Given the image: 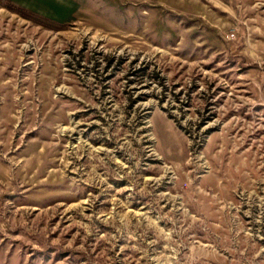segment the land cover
Returning <instances> with one entry per match:
<instances>
[{
  "label": "rangeland",
  "instance_id": "1",
  "mask_svg": "<svg viewBox=\"0 0 264 264\" xmlns=\"http://www.w3.org/2000/svg\"><path fill=\"white\" fill-rule=\"evenodd\" d=\"M0 264H264V0H0Z\"/></svg>",
  "mask_w": 264,
  "mask_h": 264
}]
</instances>
